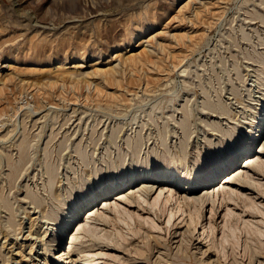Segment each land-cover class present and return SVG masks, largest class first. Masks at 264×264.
I'll return each mask as SVG.
<instances>
[{
  "label": "rangeland",
  "instance_id": "obj_1",
  "mask_svg": "<svg viewBox=\"0 0 264 264\" xmlns=\"http://www.w3.org/2000/svg\"><path fill=\"white\" fill-rule=\"evenodd\" d=\"M263 117L264 0H0V264H67L50 254L61 236L75 264H264V161L246 165ZM218 163L197 191L212 201L189 207L196 170ZM235 169L230 200L217 190ZM165 174L174 211L199 221L188 251L149 205L159 189L147 209L116 201ZM132 177L86 223L92 196Z\"/></svg>",
  "mask_w": 264,
  "mask_h": 264
},
{
  "label": "bare ground",
  "instance_id": "obj_2",
  "mask_svg": "<svg viewBox=\"0 0 264 264\" xmlns=\"http://www.w3.org/2000/svg\"><path fill=\"white\" fill-rule=\"evenodd\" d=\"M61 63V62H60ZM59 70H63L64 69V66L63 65H59L58 67ZM186 69L182 70V73L185 72ZM103 72H109V73H114V68H110L108 71H106V69H99L97 71V73H103ZM72 74V72H71ZM112 96H114L112 94ZM115 98V97H114ZM258 128V132H259V136L262 134V131H263V128H264V117L262 119V121L259 123V125L257 126ZM255 137V136H254ZM247 140V139H246ZM254 140L257 142L259 141V138L256 137L254 138ZM262 142L259 144L260 147L259 148V152L256 153L255 155L253 156H249L246 160V165L250 166L251 164L254 163V161L257 160L258 164L260 165L263 160V156H264V138L261 140ZM232 144V143H231ZM238 144V143H237ZM246 144V143H245ZM242 147H240L241 151L247 153L250 148L249 146L247 145H240ZM25 147V146H24ZM239 147V146H238ZM252 150V149H251ZM24 151V150H23ZM236 151V150H235ZM238 152V151H237ZM7 155V153H6ZM235 155V154H234ZM21 156V155H20ZM26 156V154H25ZM24 156V157H25ZM11 157V156H10ZM235 157V156H234ZM22 158V157H21ZM240 157L236 158V160L232 163V166H235L237 163H238V160H239ZM25 159V158H24ZM26 160V159H25ZM233 160V159H232ZM231 160V161H232ZM226 161V160H225ZM224 161V162H225ZM26 162V161H25ZM24 162V163H25ZM231 164V163H230ZM255 164V163H254ZM25 165V164H24ZM217 166L215 168H213L212 170H210L208 173H205L206 176H199L200 174V169L198 168L196 170V173L198 174V177L195 178V181H192V182H189V186H188V191H190V194H193L191 195V197L189 195H185L184 196V199H185V202L186 204L191 207V206H195V207H199L198 205H204L205 203H210V201H212L211 199V194L212 192H205L203 195H198L197 191L198 189H204L202 186L204 185H209L210 183H212L219 175L223 169H222V164H216ZM186 167V166H185ZM212 167V166H211ZM247 167V166H245ZM224 168V167H223ZM237 170L239 169H235L233 170L231 173L227 174L226 176H224L221 180V182L223 181L224 182V185L222 186V191H220V186L218 187V190L217 192L218 193H223L222 195H230L229 198L230 200L232 199V193L228 190L229 189V185L230 184H233V183H238V182H245L243 180V178L241 177V175L239 173L236 174ZM259 170L260 172H264V163H263V167H259ZM166 172V171H165ZM150 173V172H149ZM127 176V175H126ZM125 178V177H124ZM129 178V177H128ZM135 178V177H134ZM144 180L141 182L142 187H138L137 190L135 191V188L136 187H129L126 191H128V193L126 191H123V192H119V193H116V201L119 200L121 202H123V199L127 201V205L130 206V207H136L137 204L138 206L142 207V209H147V207H145L144 203L145 202H149L148 199L150 197L153 196V194L159 189V193L158 195L156 196V198L154 199L153 203L152 204H149L151 205V209H155L159 206V211H163L164 213L166 212H171L170 213V216H169V221H172L173 220V229L171 230L170 232V228H168V233L170 232L174 238H177L180 237L178 243H180L179 245V249H182L183 246L186 248V250L188 251L190 248H191V245L193 243L192 242V239H193V236H197L198 234H196L197 232V229H198V225H199V221L197 220V217L196 215L193 214L192 210H190V213H189V216L188 214L183 217L181 219V215H177V212L174 211V204L176 203H181V200L180 198H175V194H177V191L176 193H174L173 191V188H169L168 186L166 185H163L162 183L163 182H171L173 181L171 177H169L168 175L165 174V176H162V177H157V176H154V175H144L143 176ZM153 179H158L159 181H162L161 182V185H159L158 187L156 186V184L153 181ZM112 180V179H111ZM116 180V179H115ZM247 180V179H246ZM114 181V180H113ZM133 181H136L132 178L128 179L127 181H122L120 184L118 183V185H115L114 182H111L109 185L105 186L102 190V194L100 193V195H96L95 197L92 196V198L90 199V201H88L87 205H84V207H92V209L88 210V212L86 213L87 214V222L88 223L90 220L96 218V217H99L101 218L103 221H105L106 219H104V213L102 212H94V210L96 209V202L99 201V199L101 197H106V196H109L111 195L113 192H115L116 190H123L125 189L126 185H130ZM179 181V180H178ZM220 182V183H221ZM176 185L178 186V188L182 185V182H175ZM219 183V184H220ZM133 184V183H132ZM241 184V183H239ZM248 186V185H247ZM169 188V189H167ZM182 188V187H181ZM13 189V188H12ZM215 191V190H214ZM2 192V191H1ZM169 193V195L167 196L166 194ZM164 194V195H163ZM215 194V193H214ZM237 194V193H236ZM152 195V196H151ZM182 195V194H181ZM145 197L144 200L141 199V197ZM216 196V195H215ZM236 196V195H235ZM91 197V196H90ZM163 197V198H162ZM180 197V195H179ZM214 197V196H213ZM238 197V196H237ZM148 198V199H146ZM215 198V197H214ZM175 199V202L174 200ZM220 200V199H219ZM183 201V199H182ZM87 202V201H86ZM102 202V201H101ZM103 202L105 205H108V201L107 199H103ZM96 203V204H95ZM229 203V202H228ZM211 205V204H210ZM119 202H115L114 205L111 206L110 204V207H107V208H110L111 210H113V212L115 214H118L120 212L119 208ZM137 206V207H138ZM227 206V205H226ZM138 207V208H139ZM34 208V207H33ZM79 208V207H78ZM192 208V207H191ZM105 209V208H104ZM256 209V208H255ZM250 210V209H249ZM74 211V210H73ZM103 211V209H102ZM144 211V210H143ZM180 211H183L182 212V216L185 214V211L180 207L178 212ZM81 213V212H80ZM195 213V212H194ZM158 214V213H157ZM162 214V213H161ZM216 214V213H215ZM227 215V214H226ZM230 215V214H229ZM32 216V215H31ZM77 215H76V211L75 213H73L67 220V225L65 227H62V229H59L57 230L58 233L59 231H65L67 229V227H69L70 223H71V220L73 218H75ZM162 216V215H161ZM26 217V216H25ZM218 215H216L214 218H217ZM166 221H168L166 219ZM185 222L186 223V226L188 225V231H185L184 233H179L178 234V230H179V225H181V223ZM86 223H83L81 228H84L85 227V224ZM156 223V222H155ZM154 223V226H152L153 229H157L159 228L157 223L155 224ZM170 224V223H169ZM34 226V225H33ZM56 231V232H57ZM259 233H262V235H264V232L262 230H258ZM180 232V231H179ZM251 232V231H250ZM256 233V232H255ZM30 234V233H29ZM56 234V233H55ZM204 234V232H203ZM32 235V234H31ZM79 236V232L75 235H73L72 237V241H71V244H75L74 241L77 239V237ZM188 237V238H187ZM59 238V237H58ZM155 239L156 237L153 236L152 239ZM63 240H64V237H60L58 239V243L54 246V250H52V252L50 253L52 257L56 258L58 260V262L60 261H63L67 264H75V261L74 259L72 258L73 255H71L70 252H67L65 251V246L63 249H61V245L63 244ZM176 240V239H175ZM198 240H201V237L199 236L198 237ZM161 241V240H160ZM116 242V241H114ZM152 242V241H151ZM157 242V241H156ZM155 243V242H154ZM160 242H158V247H160L161 245L159 244ZM176 243V242H175ZM186 243V244H184ZM202 241H199V244H201ZM184 244V245H183ZM205 245V244H204ZM108 246L109 248L111 247V245H106ZM15 247V246H14ZM156 247V246H155ZM33 248V247H32ZM148 249V246L146 247ZM150 248H153V245H150ZM146 249V250H147ZM198 249V248H197ZM200 250H202V255H205L207 253V250L204 251L203 248L199 247ZM156 250V249H155ZM162 253V252H161ZM171 254V252H170ZM210 254V253H209ZM80 255V254H79ZM25 256V255H24ZM187 256L189 257V255L187 254ZM26 257V256H25ZM165 257V256H164ZM83 258V257H82ZM51 259V258H50ZM49 258L48 259H45L44 263L45 264H51L50 263V260ZM159 261V260H158ZM200 261V264H210V262L208 261H205V260H198ZM163 262V261H162ZM82 263V262H81ZM126 263V262H125ZM159 263V262H158Z\"/></svg>",
  "mask_w": 264,
  "mask_h": 264
},
{
  "label": "snow or ice",
  "instance_id": "obj_3",
  "mask_svg": "<svg viewBox=\"0 0 264 264\" xmlns=\"http://www.w3.org/2000/svg\"><path fill=\"white\" fill-rule=\"evenodd\" d=\"M245 131V129H241L240 130V132H241V134L243 133ZM237 139H239V137L237 138ZM233 145L232 144H227L226 146H225V151L228 149V148H230V147H232ZM85 195H87V193H85ZM71 207V206H70Z\"/></svg>",
  "mask_w": 264,
  "mask_h": 264
}]
</instances>
